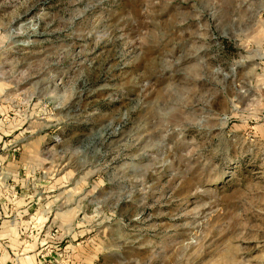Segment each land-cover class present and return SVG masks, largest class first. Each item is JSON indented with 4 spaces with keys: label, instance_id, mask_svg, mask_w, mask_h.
I'll return each mask as SVG.
<instances>
[{
    "label": "rangeland",
    "instance_id": "rangeland-1",
    "mask_svg": "<svg viewBox=\"0 0 264 264\" xmlns=\"http://www.w3.org/2000/svg\"><path fill=\"white\" fill-rule=\"evenodd\" d=\"M0 160L40 264H264V0H0Z\"/></svg>",
    "mask_w": 264,
    "mask_h": 264
},
{
    "label": "crops",
    "instance_id": "crops-1",
    "mask_svg": "<svg viewBox=\"0 0 264 264\" xmlns=\"http://www.w3.org/2000/svg\"><path fill=\"white\" fill-rule=\"evenodd\" d=\"M20 183L23 184L24 179L20 180L15 175L0 176V264H40L46 260L43 251L39 250L46 243L45 238H41L37 232L30 240L23 238L36 229L33 223L39 224L36 216L43 212L35 209L37 200L27 189L19 186ZM11 200H15L14 206L17 208L14 214L9 211ZM23 245L27 248L25 253L21 251Z\"/></svg>",
    "mask_w": 264,
    "mask_h": 264
}]
</instances>
